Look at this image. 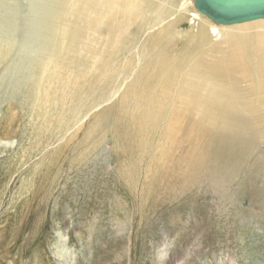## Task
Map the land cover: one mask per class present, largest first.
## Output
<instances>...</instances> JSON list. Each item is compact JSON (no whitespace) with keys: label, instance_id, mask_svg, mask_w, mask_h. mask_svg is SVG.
Here are the masks:
<instances>
[{"label":"rangeland","instance_id":"rangeland-1","mask_svg":"<svg viewBox=\"0 0 264 264\" xmlns=\"http://www.w3.org/2000/svg\"><path fill=\"white\" fill-rule=\"evenodd\" d=\"M8 1L0 264H264V19L213 52L221 29L211 51L179 33L195 22L173 16L184 0H141L139 18L125 0L132 23L96 14L101 40L66 49L88 69L68 61L33 87L20 53L37 0Z\"/></svg>","mask_w":264,"mask_h":264},{"label":"bare ground","instance_id":"bare-ground-1","mask_svg":"<svg viewBox=\"0 0 264 264\" xmlns=\"http://www.w3.org/2000/svg\"><path fill=\"white\" fill-rule=\"evenodd\" d=\"M77 1L78 0H37V4L31 3V5L27 6L29 7V12L26 15L24 14L25 12L23 13V15H25L28 19V21H25V24L23 23L26 27V29L24 27L26 30V35L28 32L31 34V36L28 40L26 39L27 36L25 35L26 37L24 39L28 40V43L20 53V56H23L24 58L18 57V59L20 58L24 63L23 65L21 64L23 68L21 69V72L28 73L27 78H29V80L32 82L33 87L39 82V74L41 72L46 71L48 77H51L53 73L55 74V69L62 70L66 68L68 61L71 63H79L82 67L80 70L85 68L88 69L90 65V58L87 55L82 54L84 57H78L77 55L68 57L66 55V49L79 40L82 41L81 43L85 47L92 41L96 45V39L101 40V26L95 24V21H99L98 17H95L96 14H101L108 19H112L114 16H125L124 20L122 21H131V23L134 21V19H136H129L130 17H128L123 12L119 14L120 10L123 11L127 7V1L125 0H80L85 1L84 6H80ZM184 1L187 3V6L176 7V10L175 7L172 6L174 8L173 16H179L180 14L181 18V16L184 14L185 18H187V16L192 15L191 19H194L195 22L193 25H188L183 28V33H179L188 38L203 40L202 43H204L205 47L211 51L210 49L212 48V41L209 39L211 35L207 36V34L210 33L208 32V28L210 27V29L214 30L217 29V32L215 31L217 34L221 29L220 37L223 38L220 41L214 42L213 52L216 51L219 43H226L227 47L231 48V41L237 36V32L234 31L236 24L242 25L240 23H250L249 21H260V19H264L257 18L229 24L215 22L210 16L200 12L195 7L193 0ZM161 3L168 4L165 2V0H162ZM101 5H103V9L106 14L101 13L100 10H98L100 13L96 11V8ZM192 9L195 10L193 13ZM142 10L144 11L143 3L141 0H136V4L132 7L131 12L135 15V17L139 18ZM10 17H14L13 4L8 0H0V27L8 25L9 21L12 20ZM175 18L176 17H173L172 19ZM180 18L177 19L180 20ZM61 20L69 21L68 25H66L65 33L60 32L59 23ZM192 27H195V29ZM243 34L244 36H247L248 33L243 32ZM256 50L260 56L262 55L264 65V43L257 46ZM87 51H89V48ZM8 52L6 51L7 54ZM5 56L7 55L5 54ZM219 58L222 59L221 56H219ZM95 65L97 68L101 67L100 58L97 60ZM234 65L238 66L237 62L234 61ZM71 71H74V69H71ZM12 72L14 71L12 70ZM6 73L8 74V72ZM54 83L55 81L53 79L48 78V83L46 84L49 86V90L53 88ZM42 86L44 87V85ZM6 93L8 94V92ZM47 109H53V105H49Z\"/></svg>","mask_w":264,"mask_h":264},{"label":"water","instance_id":"water-1","mask_svg":"<svg viewBox=\"0 0 264 264\" xmlns=\"http://www.w3.org/2000/svg\"><path fill=\"white\" fill-rule=\"evenodd\" d=\"M215 22L236 23L264 18V0H193Z\"/></svg>","mask_w":264,"mask_h":264}]
</instances>
